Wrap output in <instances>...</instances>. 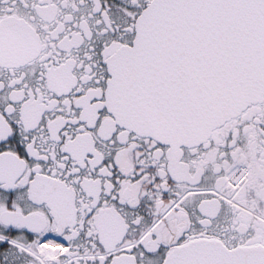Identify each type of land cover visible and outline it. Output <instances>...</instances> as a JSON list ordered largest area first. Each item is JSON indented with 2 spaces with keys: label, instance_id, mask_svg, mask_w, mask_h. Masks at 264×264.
Returning <instances> with one entry per match:
<instances>
[{
  "label": "snow or ice",
  "instance_id": "6c2138e0",
  "mask_svg": "<svg viewBox=\"0 0 264 264\" xmlns=\"http://www.w3.org/2000/svg\"><path fill=\"white\" fill-rule=\"evenodd\" d=\"M0 264H264V0H0Z\"/></svg>",
  "mask_w": 264,
  "mask_h": 264
}]
</instances>
